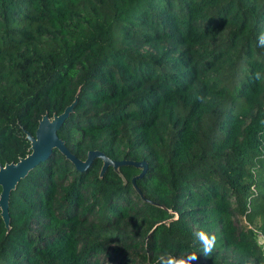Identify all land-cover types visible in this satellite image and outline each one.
<instances>
[{
  "label": "trees",
  "instance_id": "16d2710c",
  "mask_svg": "<svg viewBox=\"0 0 264 264\" xmlns=\"http://www.w3.org/2000/svg\"><path fill=\"white\" fill-rule=\"evenodd\" d=\"M264 0H0V165L59 150L0 216V264H261ZM216 237L205 257L197 233Z\"/></svg>",
  "mask_w": 264,
  "mask_h": 264
},
{
  "label": "water",
  "instance_id": "95a60500",
  "mask_svg": "<svg viewBox=\"0 0 264 264\" xmlns=\"http://www.w3.org/2000/svg\"><path fill=\"white\" fill-rule=\"evenodd\" d=\"M70 108L71 106L66 107L62 113L52 115L51 118L43 115L37 123L34 135L28 133L25 135L30 143V152L14 163H7L3 166L0 165V216L4 223H8L7 201L11 190L15 188L18 181L23 178L29 170L33 169L41 160L49 155L52 148L59 150L73 163L76 169L87 167L96 157L102 161L100 173L107 167L118 169L125 164H130L135 167L145 166L143 162L109 159L97 150L88 151L83 161L75 158L57 137V130L63 123Z\"/></svg>",
  "mask_w": 264,
  "mask_h": 264
},
{
  "label": "clouds",
  "instance_id": "9594fccd",
  "mask_svg": "<svg viewBox=\"0 0 264 264\" xmlns=\"http://www.w3.org/2000/svg\"><path fill=\"white\" fill-rule=\"evenodd\" d=\"M258 42L259 46L264 47V33H261L258 36ZM254 79L255 80H261L264 79V77L261 76L260 72L254 73ZM198 239L200 243L202 244V252L205 257H208L215 246L216 237L214 235L209 236L205 231L201 230L197 233ZM258 245L264 249V239L257 241ZM198 256L192 255V254H184L180 257H175L172 255H168L167 264H193V261L197 260ZM261 264H264V259H262Z\"/></svg>",
  "mask_w": 264,
  "mask_h": 264
},
{
  "label": "rangeland",
  "instance_id": "374dc122",
  "mask_svg": "<svg viewBox=\"0 0 264 264\" xmlns=\"http://www.w3.org/2000/svg\"><path fill=\"white\" fill-rule=\"evenodd\" d=\"M253 237H254L256 242L259 241V240L264 239V235L261 234V233H258V231L253 233ZM262 252H263V255H264V249H262Z\"/></svg>",
  "mask_w": 264,
  "mask_h": 264
}]
</instances>
